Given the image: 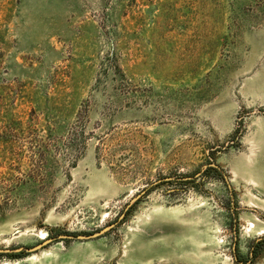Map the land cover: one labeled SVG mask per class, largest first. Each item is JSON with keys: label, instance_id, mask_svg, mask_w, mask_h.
Instances as JSON below:
<instances>
[{"label": "rangeland", "instance_id": "obj_1", "mask_svg": "<svg viewBox=\"0 0 264 264\" xmlns=\"http://www.w3.org/2000/svg\"><path fill=\"white\" fill-rule=\"evenodd\" d=\"M0 264H264V0H0Z\"/></svg>", "mask_w": 264, "mask_h": 264}, {"label": "water", "instance_id": "obj_2", "mask_svg": "<svg viewBox=\"0 0 264 264\" xmlns=\"http://www.w3.org/2000/svg\"><path fill=\"white\" fill-rule=\"evenodd\" d=\"M88 238H89V237H83V236H78V237H76V236H72V235H62V236H59V239H77V240H85V239H88ZM51 241H52V240H48V241L44 242L42 245H40V246H38V247H36V248H34V249H27L26 251H27V252H33V251H36V250L42 248L43 246L47 245V244L50 243ZM16 251H21V249H20V250H16ZM5 252H6V251H5Z\"/></svg>", "mask_w": 264, "mask_h": 264}]
</instances>
